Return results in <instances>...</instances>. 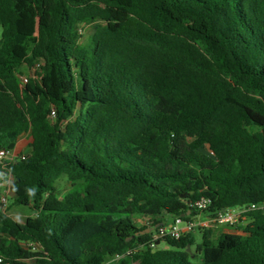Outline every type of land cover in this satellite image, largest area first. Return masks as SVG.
<instances>
[{
    "label": "trees",
    "instance_id": "16d2710c",
    "mask_svg": "<svg viewBox=\"0 0 264 264\" xmlns=\"http://www.w3.org/2000/svg\"><path fill=\"white\" fill-rule=\"evenodd\" d=\"M26 136L30 152L0 162L33 212L19 222L0 197L6 261L264 264L260 212L164 249L135 221L264 203V0H0V150Z\"/></svg>",
    "mask_w": 264,
    "mask_h": 264
},
{
    "label": "built area",
    "instance_id": "2783aa9c",
    "mask_svg": "<svg viewBox=\"0 0 264 264\" xmlns=\"http://www.w3.org/2000/svg\"><path fill=\"white\" fill-rule=\"evenodd\" d=\"M41 63H38L34 68L35 76L34 81H39L40 76L37 74L40 71ZM30 82V80L25 77L24 75L21 76V84L26 85ZM55 111L51 113V119H54ZM15 159L14 151L8 150H0V162L4 160H13ZM8 193V192H7ZM1 203L3 207L6 209L8 205V200L6 196L1 197ZM211 205V200L208 198H202L198 201L190 203V206L199 210L201 212L200 215H197L191 220L185 221L180 217L173 219L170 224H160L154 226V219L149 215H139L135 218L136 225L141 227H147L151 229L153 232L152 240H151V247L157 246L161 240L166 238L171 239H179L184 234L188 233H195L199 229L203 230H213V231H224L233 228L234 230L238 225L245 223L248 221V215L252 212H260L264 215V203L260 204H250L241 207H234L223 209L216 214H204V212L208 209ZM233 233H239L237 230ZM30 246L34 247L35 245L29 244ZM134 253L133 250H130L127 254ZM123 256L122 255H115L114 257L110 258L106 262L102 264H116ZM28 261H23L24 264ZM0 264H14L10 261H6L4 258L0 257Z\"/></svg>",
    "mask_w": 264,
    "mask_h": 264
},
{
    "label": "rangeland",
    "instance_id": "374dc122",
    "mask_svg": "<svg viewBox=\"0 0 264 264\" xmlns=\"http://www.w3.org/2000/svg\"><path fill=\"white\" fill-rule=\"evenodd\" d=\"M32 33L33 34L36 33V25H35L34 22H33V26H32ZM81 33H82L81 43L82 44H87L89 36L91 34L90 28H88V27L82 28L81 29ZM23 75L25 77H27L30 81H34L35 71H34V69L27 70V69L24 68L23 69ZM14 155H15V158L20 156L16 152L14 153ZM10 184H11V180H7V181H5L3 183H0V197H2V196H6L7 197L8 205L6 207V210H7L8 214L11 217H13L15 220H17L19 222H26L28 217L33 216V212L29 208L19 207V206H14L13 205L12 195L9 192ZM56 187H57L58 194L61 197H63L65 194H67V192L70 189V182L64 176L57 182ZM235 230L233 228L229 229V231H232V232H235ZM216 234H218V233H216ZM195 236H196V239H197V243H201L202 242V234H201V232L200 231H196L195 232ZM166 247L167 246H166L165 242H161L159 244V248H161V249H164ZM193 251H195V247L193 248Z\"/></svg>",
    "mask_w": 264,
    "mask_h": 264
},
{
    "label": "crops",
    "instance_id": "0c3cea01",
    "mask_svg": "<svg viewBox=\"0 0 264 264\" xmlns=\"http://www.w3.org/2000/svg\"><path fill=\"white\" fill-rule=\"evenodd\" d=\"M31 142V139L26 136L23 139H21L18 143L17 146L14 150V153H18V154H28L30 152V148H29V143ZM167 223L170 224L173 221V218L170 217H166L165 218ZM223 232L225 233H233L232 231L229 230H224ZM29 264H35L34 260H27ZM33 262V263H32Z\"/></svg>",
    "mask_w": 264,
    "mask_h": 264
},
{
    "label": "water",
    "instance_id": "95a60500",
    "mask_svg": "<svg viewBox=\"0 0 264 264\" xmlns=\"http://www.w3.org/2000/svg\"><path fill=\"white\" fill-rule=\"evenodd\" d=\"M150 232H152V230H151V229H148V230L146 231V233H150ZM188 252H191V249H190V247H188Z\"/></svg>",
    "mask_w": 264,
    "mask_h": 264
}]
</instances>
